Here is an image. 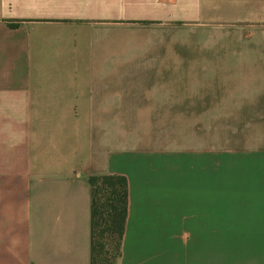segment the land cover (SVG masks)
<instances>
[{"label":"crops","instance_id":"1","mask_svg":"<svg viewBox=\"0 0 264 264\" xmlns=\"http://www.w3.org/2000/svg\"><path fill=\"white\" fill-rule=\"evenodd\" d=\"M96 175L118 264H264V0H0V264H91Z\"/></svg>","mask_w":264,"mask_h":264},{"label":"trees","instance_id":"2","mask_svg":"<svg viewBox=\"0 0 264 264\" xmlns=\"http://www.w3.org/2000/svg\"><path fill=\"white\" fill-rule=\"evenodd\" d=\"M91 191L90 263L118 264L128 216V180L123 175L88 177Z\"/></svg>","mask_w":264,"mask_h":264}]
</instances>
